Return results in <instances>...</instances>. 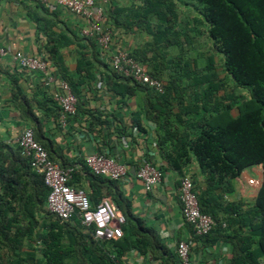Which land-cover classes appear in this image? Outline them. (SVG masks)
<instances>
[{
    "label": "crops",
    "instance_id": "1",
    "mask_svg": "<svg viewBox=\"0 0 264 264\" xmlns=\"http://www.w3.org/2000/svg\"><path fill=\"white\" fill-rule=\"evenodd\" d=\"M127 3V0H118L116 4L125 6ZM98 6L99 1L95 0L94 8ZM44 8L32 0H0V45L8 55L20 52L26 56L44 57L48 71L59 77L63 74L77 91V108L75 106V114L67 119L65 126H60L58 105L52 97L55 86H45L39 74L17 68L7 55L0 59V143L15 146L16 136L23 128L30 127L31 121L35 139L49 150L58 165L75 163L94 153L125 165L127 174L116 181L115 191L128 204L132 216L152 232L157 247L144 251L130 249L119 255L115 263L178 264L175 245L179 240H186L190 245L191 264H228V243L211 242L210 236L195 237L191 228L183 223L177 202L179 174L172 169L170 158L165 155L174 153L172 150L176 145L192 138L198 130L197 121L215 113L209 111L211 106L224 97L227 90L230 96L225 95V98L234 99L228 102L230 117L236 107L238 94L235 88H225L223 75H227L220 76L216 72V67H222V61L210 54L204 35L197 37L188 33L192 42L181 37L180 47L172 45L164 50L154 43L158 36H152L143 28L133 27L118 35V29L108 20L106 6L103 19L112 32L111 48L103 53L95 46L98 53L95 61L90 47L80 42V30L86 26V20L52 4L44 5ZM51 44L58 50L56 64L46 54L45 48ZM116 50L129 55L139 52L142 66L163 83L171 84L169 103L165 107H154L149 94L141 90L122 96L114 92L112 85L115 83L107 76L112 71L111 53ZM208 83L216 85L217 91L209 101L212 104L203 107L202 93ZM14 88H18L27 100L34 119L21 118L22 104L13 99ZM163 135L171 137L163 140ZM143 162L157 166L162 172L161 183L150 191L144 190L142 183L133 177V172ZM243 171L235 179L240 177L243 182L247 178ZM181 174L191 178L197 191L204 190V176L192 155ZM235 179L229 181V193L221 194L217 189L213 195L220 193L224 202L249 203L245 199H253L254 195L246 194V187L240 182L234 183ZM73 183L75 188L88 190L84 175ZM243 184L249 186L247 182ZM103 198L113 202L109 195ZM124 225L131 228L126 222ZM83 230L90 233L89 229ZM150 236L145 234V237Z\"/></svg>",
    "mask_w": 264,
    "mask_h": 264
},
{
    "label": "trees",
    "instance_id": "2",
    "mask_svg": "<svg viewBox=\"0 0 264 264\" xmlns=\"http://www.w3.org/2000/svg\"><path fill=\"white\" fill-rule=\"evenodd\" d=\"M32 1L45 9L44 5ZM117 1H108L107 14L110 24L118 29V35L133 27L143 28L152 36H158L154 43L164 50L172 45L180 47L181 37L192 42L188 33L197 37L204 35L210 54L222 55L223 71L234 87L247 91L248 100L237 106L236 117L229 115L228 102L234 99L224 95L211 106L209 111L215 112L213 115L197 121L198 130L192 138L183 140L172 150L174 153L165 155L170 158V166L179 178L183 177L181 170L187 165L189 155L193 156L204 176V190L197 191L190 180L192 191L200 212L210 216L215 226L207 235L198 238L210 236L211 242L222 240L228 243V264H264V0H183L191 2L190 16H181V8H177L180 0H127L125 6H118ZM157 29L160 30L156 33L151 31ZM80 42L90 47L92 59L97 61L94 42L88 38H82ZM45 49L48 58L56 64L58 50L55 44ZM138 55L139 52L130 54L143 65ZM107 78L115 83L113 90L120 96L141 90L149 94L154 107H165L169 103L171 84L168 82L164 93L158 95L113 71ZM60 79L68 84L77 108V91L63 74ZM216 91V85L208 83L202 93L203 107L212 104L209 101ZM12 97L22 104L21 118L34 119L18 88H14ZM28 128L40 144L34 137L31 121ZM167 137L171 136L163 135V140ZM40 145L54 162L49 150ZM59 166L73 168L68 181L73 189H78L73 183L75 179L84 175L88 183V190L84 193L92 209L109 195L131 228L123 224L119 239L96 242L90 233L84 232L75 217L68 220L54 217L46 209L47 188L41 176L29 167L26 158L20 156L17 146L0 143V246L10 252L6 260L0 254V264H118L115 263L118 256L130 249L144 251L157 247L152 232L132 216L128 204L115 191L116 181L93 175L83 160ZM252 166L261 168L260 185L252 203L224 202L221 194L230 192L229 181ZM217 189L221 194L213 195ZM39 210L45 214L40 222L36 219ZM145 234L151 236L145 237Z\"/></svg>",
    "mask_w": 264,
    "mask_h": 264
},
{
    "label": "built area",
    "instance_id": "3",
    "mask_svg": "<svg viewBox=\"0 0 264 264\" xmlns=\"http://www.w3.org/2000/svg\"><path fill=\"white\" fill-rule=\"evenodd\" d=\"M48 6L50 4L68 10L70 13L84 18L86 26L80 30L82 38L92 40L100 52L107 53L111 48L112 32L105 26L103 11L109 0H98L99 6L94 8L95 0H35ZM0 45V59L7 56ZM10 63L17 68L37 73L45 86L54 85L53 101L58 105V121L65 126L68 118L75 114L76 99L68 84L48 71L44 57L26 56L20 52L8 55ZM110 68L116 74L129 79L133 84L147 88L158 95L164 93V84L152 77L146 68L138 64L122 50H116L110 56ZM14 145L18 147L20 156L26 158L29 167L42 178L47 188L45 204L47 211L59 220L75 217L84 229H90L91 237L96 242H108L119 239L124 217L117 211L109 198H102L95 208H91L84 191L73 189L68 185L72 167L61 168L52 162L46 150L33 138L30 128H23L16 136ZM84 165L95 176L110 181L123 179L127 170L123 163L103 154L94 153L83 158ZM133 177L142 183L144 190L150 191L162 181V172L148 162H143L133 172ZM177 202L180 215L185 225L189 226L195 237L207 235L215 226L210 216L200 212L192 183L188 177H181L177 182ZM247 184L253 185L252 180ZM190 245L186 240H179L175 245V258L178 264H191Z\"/></svg>",
    "mask_w": 264,
    "mask_h": 264
},
{
    "label": "rangeland",
    "instance_id": "4",
    "mask_svg": "<svg viewBox=\"0 0 264 264\" xmlns=\"http://www.w3.org/2000/svg\"><path fill=\"white\" fill-rule=\"evenodd\" d=\"M182 1L183 0H180L179 2H177V8H181V12H180L181 16H186V15H189L190 16L191 15V10L193 9V7L191 5V2L186 3V1L185 2H182ZM214 58H217V61H219V62H221L223 60L222 55L219 54V53H215V57ZM216 72L220 76L222 74H225V72L223 71V68L220 67V66L216 67ZM223 76H224L223 83H224L225 88H227V89L235 88L234 85H233V83L231 82V80L227 76H225V75H223ZM157 79H159V78H157ZM163 84H165L164 86L167 85L165 81H164ZM224 90L226 91V89H224ZM234 90L237 92L238 98H236V101H235L236 107H234V109L231 112L232 117H234V116L237 115V112H238L237 106H239L244 101H247L248 100L247 95H245L246 94L245 92H247L245 89L235 88ZM229 93H230V91L227 90V92H226L225 95L228 96ZM229 96H230V94H229ZM243 173L247 174V178H246L247 180H252L253 181V183H254L253 185L247 186V185L243 184V182L246 183L247 180L245 179L243 182H241L240 181L241 180L240 177L238 179H235V181H233V182L236 183V184L238 182H240V184H242V187L243 186H244V188L246 187V190H247V193L246 194H249V195H252L253 196V195H255V193H256L259 185H260V181H261V168L259 166H252L250 168L244 169ZM190 180H191V178H190ZM243 199H245V198H243ZM245 200H247L249 203H252V200L253 199L246 198ZM44 215L45 214L44 213H41L40 210H39L36 213V219H37V221L40 222V220L42 219V217ZM24 244H26V243H24ZM0 254L3 256L4 260H6L8 258L7 256L10 255V252L7 253L6 248L3 247V246H0Z\"/></svg>",
    "mask_w": 264,
    "mask_h": 264
}]
</instances>
